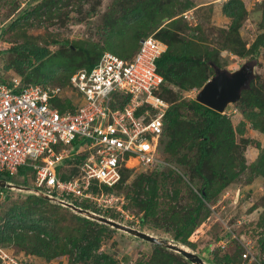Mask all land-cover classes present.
Returning <instances> with one entry per match:
<instances>
[{"label": "trees", "instance_id": "16d2710c", "mask_svg": "<svg viewBox=\"0 0 264 264\" xmlns=\"http://www.w3.org/2000/svg\"><path fill=\"white\" fill-rule=\"evenodd\" d=\"M71 1L69 0L68 3ZM160 1L144 0L142 5L122 7L115 20L112 19L107 24L108 36H111L105 47L87 49L77 44H69L68 47L51 56V59L57 60V62L53 65L51 71L47 73H43L42 69L50 67L48 62H50L51 51L48 46L38 47L34 44H28L22 47V50L14 49L15 53H19L20 59L15 60L13 65L21 70L25 65L32 67L37 64L33 68V72L28 73L25 77V85L41 83L47 86L46 84L53 81L60 72H63L64 78L60 80H64V84L69 87L71 76L80 69H93L108 48L130 45L133 52H123L122 55L125 56L122 57L131 58L138 51L141 40L149 36H153L163 45V54L155 61V64L158 73L164 78V83L155 94L170 104V107L167 108L163 119V132L159 139L156 157L161 161L165 160L164 153L166 152L173 157V160L187 165L192 181H200L201 188L198 192L191 191L194 196V205L181 207V210L174 209L171 215L165 212L162 215L160 212L155 211L158 206L160 179L163 180L164 186H166L168 179L172 180L171 184L174 186L173 199L175 200H178L181 194L176 186L180 185L179 182L185 181L183 176L178 173H176L177 179L173 178L175 174L173 170H170L168 175L156 171L151 175L142 174L139 177L140 181L135 184L138 187V194L136 199L133 198V200L136 201L139 209L144 212L141 221L142 226L149 225L161 228L169 233L176 242L195 250L197 245L191 243L190 238L201 221H205L208 217L206 215L201 218L203 211L209 213L206 203L214 200L238 176L237 174H229L221 168L219 169L218 166L226 165V156L229 155L231 158L234 146L249 145L250 139H240L241 142L237 143V135L242 136L245 132V123L241 122L238 127H234L230 117L225 113L226 111L220 113L198 102L197 99L186 98V93L193 89L200 90L210 81L211 77H215L217 69L228 73L230 71L222 69L223 66L219 61L218 52L205 50L204 42L199 38L196 39L197 37L192 33L194 30L189 29L181 23L179 18H176L178 12L172 4V0L167 2L166 6H168L164 11L158 6ZM64 2L66 0H47L39 8L48 6L49 9H52L50 10L52 11L51 15H58V10H61L59 4ZM39 8L18 18L13 26L29 22L35 15L40 16ZM161 11L163 17L158 19L161 16ZM222 12L231 21L225 35L224 48L236 52L242 45L240 29L248 11L241 0H228L223 5ZM113 14L117 15V12L111 11L110 18L113 17ZM165 20L170 22L163 26ZM129 34L134 38L131 41L125 40L126 43L118 44V40L116 42L111 40L120 36L127 39ZM258 48L259 45H256L251 49L252 55L258 53ZM58 54H61V56ZM248 64H251V62ZM22 70L20 71L21 74L25 75L24 70ZM3 83H6V81H3ZM128 100L129 98H125L120 103L119 108H124ZM54 104L59 107L61 112H64L65 109H74L71 100L57 99ZM231 105H235L244 118L251 121V127L254 130L264 135V85H257L256 80L253 79L248 88L242 90L241 98ZM86 142L85 140H77L73 143V146L80 148ZM257 148L261 150V153L258 160L251 165V168L253 173L264 177V146L262 147L257 143ZM194 149H197V154L190 160L186 154L182 153L183 150L193 151ZM87 157L88 153L86 152L66 159L64 161L66 167L69 165L73 168L68 174H64L62 166L58 167L59 177L63 181H69L77 175L78 166L84 163ZM214 157L217 160L216 164L212 162V158L215 159ZM147 168L145 170L152 171L158 167L150 166ZM120 171L121 180L116 185L113 187L103 185L102 188H99L95 184L92 191L104 190L105 192H113L111 194L116 195V189H120L127 182L135 169L124 167ZM30 172L31 170L24 166L19 169L17 176L26 185L33 187L34 175L31 178H23ZM0 176L10 177L7 174H0ZM218 181L219 183H217ZM216 184L217 187H215ZM9 197L8 194L6 200H9ZM28 201L32 204L14 205L1 217L0 220L4 222L0 229L1 247L4 245L3 248L8 249L7 247L11 245L22 246L27 249L28 253L46 261L68 256L71 264H114L113 258L101 251V237L109 230L107 225L95 224V221L74 215L70 209L63 208L64 205H52L39 196L30 197ZM77 207L88 210L90 205L84 203L79 204ZM155 214L157 217L160 215L164 222L159 223V220L155 219L158 223L155 221V225H150V217H155ZM63 221L72 225L74 221L75 227L72 229L67 227L63 230V227H61ZM97 225H100V227ZM257 226L260 230V237L257 240L255 251L260 255V260L254 264H264V213L261 215ZM241 251L242 248L238 247L234 255L228 254L222 259L210 261L217 264H244L249 257L248 255L246 257L245 251L243 253ZM144 264L193 263L179 253L154 244L152 255Z\"/></svg>", "mask_w": 264, "mask_h": 264}, {"label": "rangeland", "instance_id": "374dc122", "mask_svg": "<svg viewBox=\"0 0 264 264\" xmlns=\"http://www.w3.org/2000/svg\"><path fill=\"white\" fill-rule=\"evenodd\" d=\"M46 1L0 0V82L13 83V81L17 80L21 86L42 85L41 83L25 85V77L28 73L31 74L33 72V68L37 64L32 67L23 66L21 70H24L25 75H22L20 68L13 65L15 60L20 59L19 53H15L14 49L22 50V47L28 44H34L38 47L48 46L51 51L50 62H48L50 67L42 69L43 73H47L51 71L53 65L57 62V60L51 59V56L68 47L69 44H77L87 49L105 47L111 36H108L107 24L112 19L113 21L115 20L122 7L126 5L132 7L136 4L142 5L144 2V0H72L68 3L69 0H66V2L59 4L61 6V10H58L59 14L51 15L52 11L50 10L52 9H49L48 6L39 8ZM168 1L170 0H161L158 5L159 8L163 11L166 10ZM227 1L172 0V4L178 12L176 18H179L181 23L189 29L194 30L192 33L197 37L196 39L199 38L204 42V49L214 53L218 52L219 61L223 66L222 69L233 72L251 62L254 65L253 79L256 80L257 85H264V0H241L248 14L240 29L242 45L237 49V53L229 48L228 50L224 48L225 35L231 24L230 19L225 17L222 12V7ZM38 8L40 9V16L35 15L29 22L13 26L18 18ZM111 11H116L117 15L113 14V17L110 18ZM162 17L163 13L161 11V16L158 19H162ZM164 22L163 26L170 21L167 22L165 20ZM132 38L134 37L129 34L127 39H123L120 36L111 40L115 42L118 40V44H122L126 43L127 40L131 41ZM256 45H259V51L257 54L252 55L251 49ZM106 52L122 57L125 56L122 55L123 52H133V49L130 45H120L115 48H108ZM58 55L61 56V54ZM62 78H64V75L63 72H60L53 81L46 85L63 87L67 92L68 99H70L73 96V90L71 86L68 87L67 84H64V80H60ZM201 89L191 90L185 94L186 98L197 99ZM225 113L230 117L234 127H238L241 122L245 123V132L242 136L237 135V143L241 142L239 141L240 139H250V144L234 146L231 158L229 155L226 156V165L218 166L219 169L221 168L229 174H237L238 176L214 200L206 203L209 213L207 214L206 211H203L201 218L206 215L208 217L205 221H201L190 238V242L197 245L195 250L176 242L169 233H166L161 228L149 225L142 226L141 221L144 212L139 209L136 201L133 200V198L136 199L138 194V187L135 184L140 181L139 177L142 174L151 175L159 171L168 175L169 171L173 170L175 171L173 178L177 179L176 173L184 178L185 182H179L180 185L176 186L181 194L178 200L173 199L174 186L171 184L172 180L168 179L166 186H164L163 180L160 179L158 206L155 211L160 212L162 215L164 212L171 215L174 209L181 210V207L195 204L191 191H199L201 188L200 181H192L189 167L173 160V157L166 152L164 153L166 159L162 160L161 165H157L158 168L156 170H145L148 168L143 166L139 160L128 163L127 168L135 169V171L120 189H116L115 193L116 197L121 198L122 202H124L123 205L120 204V200L119 202H114L113 205L117 204L114 208L107 209L102 205L99 206L98 202L91 199L78 200L76 202L72 199L73 205L79 206V204L85 203L90 205L87 211L96 215L111 219L146 234L174 241L185 249L199 255L207 264H217L210 260L222 259L228 254L234 255L238 247L242 248L241 253L245 251L246 257L247 255L249 257L244 264H254L259 261L260 255L255 251V247H257V240L260 237L257 223L264 213V177L253 173L251 165L260 156L261 150L257 148V143L262 147L264 146V135L251 127V121L246 120L241 112L236 109L235 105L228 106ZM182 153L186 154L190 160L196 156L197 149L193 151L183 150ZM212 160L214 164L217 163L216 158H212ZM72 168L73 166L68 165L63 168L62 172L68 174ZM1 180L13 185V187H0V189H5L10 195L9 200H6L0 207V219L14 205H28L30 203L28 199L37 196L32 190L22 188L29 187L32 189L18 176L12 178L0 176ZM215 187H217V184ZM98 193H103L106 196L113 192H105L104 190L94 192L95 195ZM44 199L52 205H59L51 202V200ZM103 205L105 204L103 203ZM62 207L70 209L68 206ZM117 207H121V210H118ZM70 210L74 215L88 218L86 215L76 213L72 209ZM150 218V225H155V221L158 223L155 219H158L159 223L164 222L160 215L157 217L155 214V217L151 216ZM88 219L95 221V224L99 223L94 219ZM3 224L4 222L0 220V229ZM97 226L100 227V225ZM61 227H63V230L67 227L72 229L75 224L74 221L73 225L63 221ZM108 227L109 230L101 237V251L110 255L114 264H144L148 261L154 249L153 243L110 226ZM3 246L0 247L3 248ZM7 248L3 249L11 252V254H16L18 260L25 261L27 264H71L68 256L46 261L28 253L25 247L11 245ZM248 251L251 253L250 255Z\"/></svg>", "mask_w": 264, "mask_h": 264}, {"label": "built area", "instance_id": "2783aa9c", "mask_svg": "<svg viewBox=\"0 0 264 264\" xmlns=\"http://www.w3.org/2000/svg\"><path fill=\"white\" fill-rule=\"evenodd\" d=\"M163 51L149 36L131 58L104 53L93 69L71 76L70 99L60 86L0 83V174L15 177L25 166L31 172L23 178L35 176L31 190L39 197L61 205L91 199L114 208L121 198L95 195V184L113 187L121 180L120 170L133 161L146 167L162 164L156 153L169 104L155 94L164 83L155 61ZM125 98L129 100L120 109ZM57 99L71 100L74 109L61 112L54 104ZM77 140L87 142L75 148ZM86 152L77 175L63 181L58 167ZM7 196L0 189V206ZM0 264L27 263L0 247Z\"/></svg>", "mask_w": 264, "mask_h": 264}, {"label": "water", "instance_id": "95a60500", "mask_svg": "<svg viewBox=\"0 0 264 264\" xmlns=\"http://www.w3.org/2000/svg\"><path fill=\"white\" fill-rule=\"evenodd\" d=\"M216 73V76L204 85L197 96V101L217 112L224 113L229 105L237 102L241 98L242 90L248 88L250 80L253 79L252 74L254 73V65L245 64L239 70L229 73L217 69ZM0 187L12 188L13 185L1 180ZM25 189L31 190V188ZM64 206H68L76 213L86 215L88 218L94 219L99 223L108 225L117 230L124 231L153 244H158L162 247L168 248L176 253L181 254L193 264H207L199 255L185 249L183 246L178 245L174 241L146 234L129 226L115 222L111 219L78 208L72 204L65 203Z\"/></svg>", "mask_w": 264, "mask_h": 264}]
</instances>
